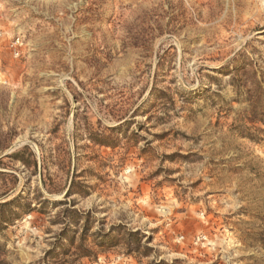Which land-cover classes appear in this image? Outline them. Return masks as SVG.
Masks as SVG:
<instances>
[{
    "label": "rangeland",
    "instance_id": "obj_1",
    "mask_svg": "<svg viewBox=\"0 0 264 264\" xmlns=\"http://www.w3.org/2000/svg\"><path fill=\"white\" fill-rule=\"evenodd\" d=\"M0 264H264V0H0Z\"/></svg>",
    "mask_w": 264,
    "mask_h": 264
},
{
    "label": "built area",
    "instance_id": "obj_2",
    "mask_svg": "<svg viewBox=\"0 0 264 264\" xmlns=\"http://www.w3.org/2000/svg\"><path fill=\"white\" fill-rule=\"evenodd\" d=\"M22 43L20 41V38H17L16 40L13 41L11 44V48L13 49V52L16 56H19V49L18 47L21 46Z\"/></svg>",
    "mask_w": 264,
    "mask_h": 264
}]
</instances>
